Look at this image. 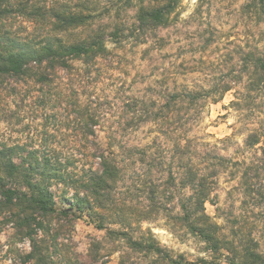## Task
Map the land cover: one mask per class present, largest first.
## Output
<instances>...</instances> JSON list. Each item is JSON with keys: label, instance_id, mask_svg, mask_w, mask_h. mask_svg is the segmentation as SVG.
I'll return each mask as SVG.
<instances>
[{"label": "rangeland", "instance_id": "rangeland-1", "mask_svg": "<svg viewBox=\"0 0 264 264\" xmlns=\"http://www.w3.org/2000/svg\"><path fill=\"white\" fill-rule=\"evenodd\" d=\"M74 1L60 2L72 6ZM109 1L98 0L101 15L89 25L72 29L61 37L65 40L83 38L90 30L100 28L107 33L110 54L78 81L99 119L98 139L112 144L122 165L114 197L125 215L129 209L124 206L134 211L129 216L132 220L129 230L134 235L150 231L172 256L182 255L186 261L212 258L203 250V243L173 218L180 211L179 204L189 194L187 188L178 185L182 165L193 162L207 172L214 168L218 173L211 201L205 205L226 238L235 245H240L239 238H252L258 243V249L264 250V200L261 198L264 192V98L247 91L241 60L243 52L256 43L262 44L259 38L263 26L256 24L253 16L242 9L247 0H182L176 20L157 31V36L163 37L157 44L155 38L137 44L134 37L128 36L129 26L135 22V7L121 9L119 13L112 7L106 12L102 7L108 6ZM85 9L92 10L91 6ZM32 26L28 21L13 23V29L21 37L28 35L23 27L29 32ZM117 27L121 33L117 39L122 41L119 44L111 41ZM237 77H242V81L236 82ZM223 82H229L232 88L217 102L200 99L187 111L186 105L183 106L177 124L181 136L176 140L163 135L158 126L150 122H128L131 107H139L143 102L151 105L160 100L159 93L182 88L202 91V88H219ZM19 92L25 93V97L38 93L36 87L28 84L21 86ZM12 97L5 95L0 101V139L8 143L24 142L35 148L48 140L67 156V144L78 134L75 125L59 124L66 123L63 118L66 111L47 109L33 99L18 101ZM131 102L133 105H128ZM44 129L46 134H43ZM254 131L260 141L247 146L245 138ZM176 141L184 145V153H176ZM74 151L79 157L80 149L74 147ZM84 164L74 160L61 174L65 179L78 177ZM52 187L57 207H69L73 191L57 183ZM151 188L155 189V204L161 206L158 211L148 197ZM145 212L147 214L143 215ZM107 219V226L119 227ZM10 225L0 223V264H11L14 254L10 248L23 252L29 249L27 239L11 236ZM94 240L101 241V253L115 245L105 237V231L95 227L85 215L79 216L63 239L77 252H82ZM119 249L126 248L118 245L102 260L116 264ZM216 263L226 264L222 259ZM140 264H145L144 260Z\"/></svg>", "mask_w": 264, "mask_h": 264}, {"label": "trees", "instance_id": "trees-1", "mask_svg": "<svg viewBox=\"0 0 264 264\" xmlns=\"http://www.w3.org/2000/svg\"><path fill=\"white\" fill-rule=\"evenodd\" d=\"M60 1L0 0V101L2 96L9 95L18 101H39L50 110L63 109L66 123L59 124L75 125L78 134L67 144V156L48 140L35 148L24 142L8 143L0 139V223L11 224V236L27 239L29 246L25 252L10 248L14 254L11 264H106L108 260H102V257H109L118 245L126 249L117 250L116 264H140L141 260L145 264H218L216 261L220 259L226 264H264V250L258 249L256 241L238 236L240 245H235L207 212L205 204L211 201L218 173L214 168L207 172L193 162L182 165L178 185L187 188L189 194L179 204L180 211L173 218L203 243V250L212 258L186 261L182 255L172 256L150 231L134 235L129 230L132 225L129 216L134 211L124 206L129 209L125 215L114 197L122 165L112 144L98 139L99 119L78 81L110 54L107 33L100 28L90 30L83 38L65 40L61 37L72 29L89 25L101 15V9L97 8L98 0H75L72 6ZM181 2L111 0L102 8L109 12L114 7L119 13L121 9L135 7V22L129 26L127 35L134 37L137 44L147 43L150 38H155L157 44L163 40L157 36V31L176 20ZM88 6L92 10L85 9ZM242 9L253 16L256 24L263 26L259 38L263 40L262 44L256 43L243 52L241 60L247 91L264 98V0H247ZM18 20L33 24L29 32L23 27L28 34L25 37L13 29V23ZM112 34L114 39L111 41L122 42L121 38L117 39L121 34L118 27ZM236 80L241 82L242 77ZM26 84L36 87L38 93L25 97L19 89ZM231 88L229 82H223L219 88H202V91L186 88L164 91L159 93L160 100L151 105L143 102L139 107H131L132 116L128 122H150L157 125L163 135L176 140L181 136L177 124L184 105L187 111L200 99L215 103ZM234 102L238 104L239 101ZM45 130L43 134H46ZM259 141L260 136L255 131L245 138L247 146H254ZM183 146L176 141V153H184ZM74 147L80 149L79 157H76ZM74 160L85 163L81 175L65 179L61 172L71 167ZM54 183L73 191L69 207H57ZM154 194L155 189L151 188L148 197L158 211L161 206L155 204ZM261 198L264 200V192ZM84 215L95 227L104 230L105 237L115 244L106 253L100 252L99 240L89 242L82 252L70 249L63 241L79 216ZM107 218H110L109 223L119 224V227L107 226Z\"/></svg>", "mask_w": 264, "mask_h": 264}]
</instances>
